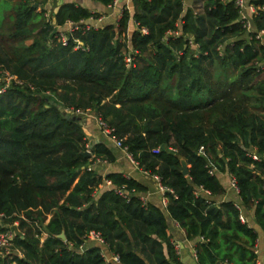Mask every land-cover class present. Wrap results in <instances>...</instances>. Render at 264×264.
Returning a JSON list of instances; mask_svg holds the SVG:
<instances>
[{
    "label": "trees",
    "instance_id": "16d2710c",
    "mask_svg": "<svg viewBox=\"0 0 264 264\" xmlns=\"http://www.w3.org/2000/svg\"><path fill=\"white\" fill-rule=\"evenodd\" d=\"M77 2L62 1L45 19L30 0H0V77L20 83L0 94V235L11 232L0 264H112L85 245L90 233L116 264H179L162 212L132 195L144 188L85 170L92 159L113 161L102 142L91 145L92 159L83 155L85 112L158 178L196 264H256V233L234 203L211 198L224 193L216 174H228L264 234V43L256 38H264V0H249L250 32L234 0H196L187 10L182 0H131L130 11L67 33L61 45L57 28L100 17ZM104 183L111 188L100 191Z\"/></svg>",
    "mask_w": 264,
    "mask_h": 264
},
{
    "label": "crops",
    "instance_id": "0c3cea01",
    "mask_svg": "<svg viewBox=\"0 0 264 264\" xmlns=\"http://www.w3.org/2000/svg\"><path fill=\"white\" fill-rule=\"evenodd\" d=\"M60 1L62 3V1L65 2L66 0H59L55 4L59 5ZM130 1L131 0H119V8L124 6L130 11ZM243 1L246 5L249 4V0ZM194 2H196V0H182L183 10L193 9ZM77 3L82 7L88 9L92 13L100 14V24L112 22L117 17L119 11L117 7H102L98 3L86 0H78ZM248 18H251L249 14ZM133 30L134 24L130 18L127 27V36H129ZM93 117V115H86V118L82 120L84 124L83 126L86 129L87 144L92 145L97 142H102L106 145V147L110 150L113 155L112 162L108 163L101 160V162L98 163L95 168L97 174L103 176L108 173H118L125 178H131L137 183H139L144 188V190L142 192H134L132 195L139 198L145 204H150L152 206L157 207L162 212L166 224V235L169 239V242L174 248L179 264H182L181 257L183 256V253L185 251L187 252L188 257L195 260L196 262L193 251V241H187L185 239L182 230L168 216L165 210L167 199L164 197V193L159 190V182L154 179V176H151L139 169L136 163H134L121 148L116 147L109 138L104 137L97 129ZM216 177L220 185L222 186L224 193L221 196L211 198V200L215 202L230 201L237 206L242 221L246 223L251 229H253V231L257 235L256 244L254 246V252L257 256V264H264V234L253 219V211L245 210L240 205V200L237 196V192L234 188L231 187L230 184L232 178L228 174H216ZM110 188L111 186L109 184L104 183L103 186L100 188V191L108 190ZM201 193L204 197L208 198V194L206 192ZM85 245L95 246L96 242L88 238ZM101 255L104 260L108 262V260L103 256V254ZM184 262L186 264H190V260L185 259Z\"/></svg>",
    "mask_w": 264,
    "mask_h": 264
},
{
    "label": "built area",
    "instance_id": "2783aa9c",
    "mask_svg": "<svg viewBox=\"0 0 264 264\" xmlns=\"http://www.w3.org/2000/svg\"><path fill=\"white\" fill-rule=\"evenodd\" d=\"M52 3H54L53 0H45L43 7H42V9L45 11V13L47 12V10L45 9V6H47L49 8L50 6L53 5ZM234 6L238 10L239 22L242 23V26L245 28L246 32L252 31L251 30V21H250L251 18L250 19L248 18V14L250 15V17H251V15L254 14V12H255L254 7L250 4L246 5L243 0H234ZM107 7L108 8H116L117 7L119 9V11L121 8V7L119 8V0H114L112 2V4L107 6ZM119 11H118V14H119ZM100 21H101V19H100V17H98L97 19L89 18L85 21H79L78 23L66 22L62 27H59L56 29L57 30V40L56 41L58 43H60L61 45H65L67 42V37H66L67 33L77 31V30L82 29V28L87 30L90 28V26L97 27V26L101 25ZM261 37H262V32H259L256 35V38H261ZM77 46L78 47L81 46V43L77 42ZM124 62L126 65H129L131 62V58L129 56H126L124 59ZM0 79H1L0 80V94H2L8 88V86L10 85L9 84L10 82H14L15 84L20 85V83L17 82L14 77L10 76L6 72H4L2 74ZM93 118H94L95 125H96L97 129L99 130V132L104 137L109 138L116 147L121 148L127 154L126 148L122 147L120 145V142L117 141L116 138L113 136V134H112L113 130L110 127H108L106 125V123L104 121H102L101 119L95 118V117H93ZM90 150H91V145L86 144L85 148H84V153L89 155L92 159L93 155H91ZM248 156L254 161H257L259 159L258 155L255 154L254 152L248 154ZM128 157L130 158L129 155H128ZM100 162H101V159H99V158L98 159H92L91 162L86 166L85 170L86 171L94 170L96 168V166L98 165V163H100ZM208 173L212 174L213 171H209ZM154 179L159 182V180L156 176H154ZM230 184H231V187L236 190L233 180H231ZM159 190L163 193L165 192V189L162 186L159 187ZM240 220L242 221L241 218H240ZM10 238H11V232L7 231L5 233H2L0 235V246L7 245ZM88 238L92 239L93 241H95L97 243L103 244V241L101 240V238L95 233H90ZM110 263L116 264L117 258L114 256H111Z\"/></svg>",
    "mask_w": 264,
    "mask_h": 264
},
{
    "label": "rangeland",
    "instance_id": "374dc122",
    "mask_svg": "<svg viewBox=\"0 0 264 264\" xmlns=\"http://www.w3.org/2000/svg\"><path fill=\"white\" fill-rule=\"evenodd\" d=\"M39 2L40 0H35V1H33V0H30V2H33L34 4H33V6H34V8L37 10V11H40L41 10V8L43 7L42 5H40V6H37L36 4H35V2ZM196 3L197 2H194V7H193V9L196 7ZM53 5L52 6H50L49 8L47 7V6H45V9L47 10V12L46 13H44V18L45 19H48V17L50 16V14H51V11H52V8H53V6H55L56 4H55V2L54 3H52ZM198 4H199V2H198ZM57 31V30H56ZM29 39H26V40H23V41H20L19 43H15V46H18V47H21L22 45H27L28 43H29ZM261 41L264 43V38H263V36L261 37ZM1 80V79H0ZM10 85H11V82L9 83ZM9 85V86H10ZM8 86V87H9ZM86 115L87 116H90V115H92V113L91 112H85V113H83V114H80L78 117L79 118H81L82 120L84 119V118H86ZM99 250H100V253L101 254H103V256L108 260V262L110 261V258H111V255L108 253V251H107V249H106V247L103 245V244H100V243H97L96 242V245H95Z\"/></svg>",
    "mask_w": 264,
    "mask_h": 264
},
{
    "label": "water",
    "instance_id": "95a60500",
    "mask_svg": "<svg viewBox=\"0 0 264 264\" xmlns=\"http://www.w3.org/2000/svg\"><path fill=\"white\" fill-rule=\"evenodd\" d=\"M60 4H61V1H60ZM57 108L60 110V107H57ZM60 111H61V113L64 115V117H67V115H66L65 113H63L62 110H60ZM73 119H74V118H72V120H73ZM77 120H78V119H77ZM78 123H79L80 125L83 124L82 121H78ZM83 155L88 156L86 153H83ZM179 164H180V168H181V174H182L183 176H186V175H187V166H186V163L184 162L183 159H179ZM56 238L59 239V240H61L62 242L65 241V236H64L63 233H60L59 235H57ZM185 259L190 260V264H196L195 260H193V259H191V258L188 257L186 251L183 253V256L181 257V263H182V264H186V263L184 262Z\"/></svg>",
    "mask_w": 264,
    "mask_h": 264
}]
</instances>
